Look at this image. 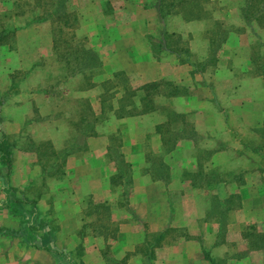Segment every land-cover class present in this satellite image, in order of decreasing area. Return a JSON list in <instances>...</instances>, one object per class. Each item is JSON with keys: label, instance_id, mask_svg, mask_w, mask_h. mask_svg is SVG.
Returning a JSON list of instances; mask_svg holds the SVG:
<instances>
[{"label": "rangeland", "instance_id": "1", "mask_svg": "<svg viewBox=\"0 0 264 264\" xmlns=\"http://www.w3.org/2000/svg\"><path fill=\"white\" fill-rule=\"evenodd\" d=\"M110 1L0 0V125L18 126L16 133L5 135L6 144L23 140L20 146L35 152L38 170L56 176L64 174L66 156L74 154L76 162L70 165L74 176H66L67 186L102 188V176L107 175L108 195H85L82 219L88 221L81 235L85 239L97 231L106 236L102 254L108 264H124L123 259L110 258L107 245L119 220L133 216V191L144 174L151 181H164L170 206L182 188L198 189L194 197L201 203L200 220L206 224L204 232L211 235L209 241L229 243L230 252L247 256L244 264H264L263 250L250 245L257 234L264 233V208L253 215H239L234 208L239 195L232 185L225 186L232 180L238 183L233 178L237 174L229 166L219 170L209 162L221 149L227 150L226 161L241 155L245 162L252 160L247 163L254 172L249 182L264 183V19L250 15L254 3L249 18L242 16L246 0H158L162 18L146 34L152 54L171 63L163 54L175 53L179 62L192 65L188 63L189 69L181 70L176 81H144L140 75L122 71L103 75L102 64L99 67L89 59L93 54L100 60L90 44L101 42L102 51L109 52L110 40L117 35L110 31L130 21L134 13L131 1ZM25 27L28 33L19 42L30 64L13 67L14 57L4 53L14 54V31ZM163 40L166 53L161 50ZM115 72L123 74L113 77ZM190 94L193 99H186ZM119 101L126 112L122 117L114 115L121 112ZM126 142L137 145L130 155L141 152L140 167H131L123 149ZM175 150L176 157L196 162L184 184H177L179 170L169 161ZM244 173L240 174L243 184ZM7 194L9 202H15L13 190ZM18 207L21 212L34 210ZM34 215L35 222L44 220L37 208ZM144 228L149 261L158 232L146 224ZM169 229L162 237L173 235ZM80 244L77 252L83 248Z\"/></svg>", "mask_w": 264, "mask_h": 264}, {"label": "crops", "instance_id": "2", "mask_svg": "<svg viewBox=\"0 0 264 264\" xmlns=\"http://www.w3.org/2000/svg\"><path fill=\"white\" fill-rule=\"evenodd\" d=\"M107 1L111 3L110 0ZM129 1L134 3L132 5L134 13L130 16V21L119 23L113 31H110L112 35L117 34L110 40L108 49L111 50L104 53L102 51L104 46H101V42L98 41L96 45L90 44V47L98 53L103 75H108L112 71H122L129 76L140 75L144 81L160 78L178 80L181 76L179 72L185 71L186 66L189 69L190 63L179 62L175 53L163 54L166 53L165 40H163L161 54L170 59L171 63L158 60L152 54V43L146 38V34L150 33L153 26L162 18L158 13V0ZM28 28L14 31L16 36L14 54L13 51L4 53L10 59L14 57V62L11 64L13 67H26L30 64L31 59L23 54V48L19 42V39L28 33ZM193 97L190 94L186 99H193ZM18 107L19 105L14 106L16 110ZM31 107H33L32 102H30V109ZM3 125H0V138L3 134L7 137V133L18 131V126L8 129L7 125ZM20 143L22 145L23 140H12L11 166L8 172L2 171V166L5 167V165L0 161V264H108L102 254L104 243H107L106 236L97 231L84 236L85 239H82L81 235V228L88 221L82 219L85 195L96 196L98 193L108 195L109 189L105 181L107 175L102 176L105 183L102 188L91 185L90 189L85 190L76 186H67L66 176L69 178L74 176V173L70 172V165L76 162L74 154L66 156L64 174L59 173L56 176L48 170H40V168L38 170L35 152L30 151L26 146L22 149ZM135 147L137 145H130L127 142L123 146L132 168L140 167L142 161L139 149L130 155ZM236 147L241 149L238 141ZM176 152L177 150L170 154L172 159L169 161L179 170L175 179L177 184H184V177L191 176L188 171L194 170L196 162L189 157L180 159L178 154L177 157L175 156ZM226 152L225 149L215 151L209 162L217 165L219 170L227 169L229 166L228 169L233 170V174H237L233 178L238 179V183L232 180V184L225 185L226 187L232 185L234 193L239 195V204L234 207L237 209L236 212L239 215L258 213L259 208H264V183L258 182L259 185H256L249 182L251 179L249 177L254 172L253 167L251 168L247 163L251 164L252 160L245 162L246 157L238 155L233 161H226L224 159ZM248 155L251 159L253 158L251 152ZM243 172L246 179L244 184L240 175ZM96 177L98 179L99 175L96 174ZM149 179L147 174L138 179L140 184L134 188V198L132 197L131 201H133L130 203L133 216L128 214L126 218L119 220L118 230L110 245H107L108 255L113 258L112 260L123 259L124 264H150V260L152 264H212L211 259L215 264L221 260H225L221 264H244L247 256L243 257L230 252L229 243L217 241V244L213 245L212 240L209 241L211 235L204 232L206 224H202L200 220L201 203L194 197L196 193H199L198 189L182 188L177 192L178 197L170 206L167 197L170 196L168 186L162 180ZM220 184H226V181ZM221 185L219 189H223ZM11 189L16 198L15 202L8 200L7 192ZM173 194L175 195V191L171 190V195ZM12 199L14 200V197ZM19 200L35 201V206L44 216V220L39 222L33 220V222L30 215L28 217L26 211L21 212V208L18 207V205L29 207L28 203L23 202L20 205ZM235 221L241 222L238 219ZM145 224L157 232L169 228L170 231H174L171 236L158 238V244L153 243L152 259L149 261L146 258ZM79 244L83 248L81 247L82 249L77 252L80 248ZM204 252L208 257L204 256ZM250 252L248 251L247 255Z\"/></svg>", "mask_w": 264, "mask_h": 264}, {"label": "trees", "instance_id": "3", "mask_svg": "<svg viewBox=\"0 0 264 264\" xmlns=\"http://www.w3.org/2000/svg\"><path fill=\"white\" fill-rule=\"evenodd\" d=\"M253 3L255 5V7L253 6ZM256 3V4H255ZM253 7L255 8L254 9V13L253 14H250L252 16L253 19H257L258 21H261L264 19V0H246L245 1V4L244 6L241 8V13H242V16L245 18V19H248L249 18V13H251L250 9L253 10ZM264 21V20H263ZM88 51H86L85 53H87ZM92 54V53H91ZM90 55V54H89ZM90 60H94L96 62V64L100 67V60L98 58H95V56L92 54L89 56ZM120 74H123L121 72H115L113 74V77H117L118 75ZM150 84H156V83H150ZM92 83H88V86H91ZM149 85V84H147ZM147 85H144V86H147ZM143 86V87H144ZM143 87H140L141 89H143ZM139 89V88H138ZM137 89V90H138ZM134 95V93L132 94ZM118 107L120 108V111L122 109V106L120 104V101H119V105ZM123 111V110H122ZM120 112L118 115L117 113L114 114L116 117H122L126 114L123 113V112ZM10 148H11V144H6V138H5V134H3L0 138V161L5 165L6 167V172L9 171L10 169V166H11V152H10ZM263 174H264V169L262 170ZM18 201V199H17ZM23 202H27L28 205L30 207H32V211H27L26 214L30 215V218H32V221L34 220L35 218V215H34V212L36 211V207H35V201H32V200H19V203L20 205L23 203ZM35 207V208H34ZM32 213V214H31ZM29 220V218H28ZM35 221V220H34ZM33 221V222H34ZM165 230L161 231V232H158L156 234V238L160 239L163 235V232ZM250 245L253 249H258V250H263L264 252V233H260V234H257V238L254 240H251L250 241ZM204 256L208 257L207 254L204 252ZM209 259V258H208ZM210 261L212 262V264H215V262L213 260L210 259Z\"/></svg>", "mask_w": 264, "mask_h": 264}]
</instances>
